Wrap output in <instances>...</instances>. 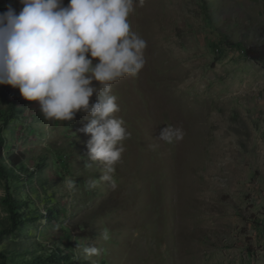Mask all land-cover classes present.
Returning <instances> with one entry per match:
<instances>
[{"label": "rangeland", "instance_id": "obj_1", "mask_svg": "<svg viewBox=\"0 0 264 264\" xmlns=\"http://www.w3.org/2000/svg\"><path fill=\"white\" fill-rule=\"evenodd\" d=\"M9 4L23 7L0 0V13ZM129 22L146 63L112 86L129 135L111 181L94 190L86 182L104 166H86L85 115L45 121L36 102L0 85L4 156L22 152L28 172L8 182L27 206L22 226L0 237V264L56 248L70 264H264V68L245 56L264 44V0H144ZM165 126L183 138L158 140ZM5 194L0 176L2 226ZM77 244L101 254L86 260Z\"/></svg>", "mask_w": 264, "mask_h": 264}, {"label": "clouds", "instance_id": "obj_2", "mask_svg": "<svg viewBox=\"0 0 264 264\" xmlns=\"http://www.w3.org/2000/svg\"><path fill=\"white\" fill-rule=\"evenodd\" d=\"M0 13V85L19 89L21 97L36 102L45 121H74L77 113L87 119L80 129L90 135L88 168L104 166L100 178H91L88 190L110 173L124 152L128 138L112 86L143 69L147 42L132 30L129 17L144 0H19ZM98 82V86L94 84ZM95 94V101L90 99ZM32 106V105H29ZM165 143L183 138L182 129L162 127L156 137ZM68 191L76 181H64ZM114 186V185H113ZM107 240L108 234L102 232ZM85 259L101 254L96 246H81Z\"/></svg>", "mask_w": 264, "mask_h": 264}, {"label": "trees", "instance_id": "obj_3", "mask_svg": "<svg viewBox=\"0 0 264 264\" xmlns=\"http://www.w3.org/2000/svg\"><path fill=\"white\" fill-rule=\"evenodd\" d=\"M234 47L241 48L240 45H234ZM245 56L247 60L253 61L256 64L262 65L264 68V44L259 46L245 47ZM10 107L16 109L15 102L8 101ZM5 146V138L0 132V176L5 182L6 194L3 199V204L6 206L9 212V223L6 226H2L0 223V237L2 235L13 233L19 227L22 226L24 220L22 219L23 210L26 208V203L15 199L12 191L8 184L10 178L14 176V173H28L26 166H24V156L22 152H15L8 158L4 156L3 148ZM38 169H43L44 166L37 164ZM16 177L14 179H18ZM57 213L55 210H48L47 217L52 219L54 214ZM0 255L5 253L0 252ZM71 258L69 254H66L62 249L56 248L54 252L48 255H38L31 262L25 264H70ZM74 263V262H73Z\"/></svg>", "mask_w": 264, "mask_h": 264}]
</instances>
